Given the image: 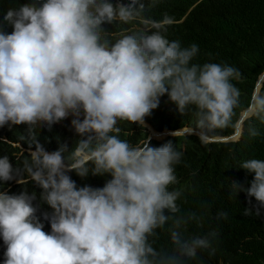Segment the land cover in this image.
<instances>
[{"label":"clouds","instance_id":"9594fccd","mask_svg":"<svg viewBox=\"0 0 264 264\" xmlns=\"http://www.w3.org/2000/svg\"><path fill=\"white\" fill-rule=\"evenodd\" d=\"M155 1L32 0L4 14L0 127L27 124L31 131L73 116L69 129L77 143L52 152L37 139L34 150L12 143L30 154L26 170L43 191L38 198L0 190V264H223L264 242V159L241 165L254 173L251 185L241 178L221 184L218 232L183 230L200 219L177 215L183 190L175 166L183 153L171 141L151 142L192 135L151 139L152 130H169H156L145 117L171 100L180 113L194 112L197 137L209 143V132L232 124L240 96L232 81L240 73L229 64L193 61L200 49L184 19L146 17ZM250 111L264 120V95L254 96ZM118 120L145 128L142 146L113 134ZM234 127L239 138L242 128ZM184 128L194 127L175 130ZM73 171L113 178L102 188L94 181L78 187ZM12 180L21 183L10 157L0 156V183ZM45 204L52 211L41 222ZM168 230L174 251H158L149 237Z\"/></svg>","mask_w":264,"mask_h":264},{"label":"trees","instance_id":"16d2710c","mask_svg":"<svg viewBox=\"0 0 264 264\" xmlns=\"http://www.w3.org/2000/svg\"><path fill=\"white\" fill-rule=\"evenodd\" d=\"M32 0H0V23H4V14L10 8H19ZM146 17L169 18L176 21L184 19L183 25L187 27L190 40L199 45V54L193 61L205 63L229 64L239 70V75L233 83L240 91L238 106L234 109L232 124L225 128H218L209 132L210 137L230 136L234 133L240 114L251 103L256 81L264 71V0H157L145 11ZM104 27V25H103ZM11 25L5 23L6 33L13 31ZM264 95V86L261 90ZM73 116L62 119L51 127L47 123L33 126L29 130L27 124L0 127V156L7 155L17 169V178L21 183L12 180L7 184L0 183V190H7L10 194H19L28 191L34 192L39 198L43 191L26 170V162L31 163L30 154L23 152L12 143H21L24 148L35 149V139L49 152L58 150L62 145H67L71 151L77 139L70 131ZM156 130H175L185 126L199 129L197 117L194 112L182 114L177 105L171 100L160 103L151 115L145 117ZM120 139L126 140L131 146H142L148 138V132L137 122L118 120ZM255 129L259 135H251ZM171 141L183 153L181 162L176 165L175 175L179 186L182 185V198L179 206V216H189L195 213L199 222L190 221L183 230L198 233L204 236L215 230L218 232L223 219H217L214 209L220 186L230 179L246 180L248 185L254 179V173H249L241 168L244 161L252 158L264 159V120L253 116L244 124V133L238 142L231 143H206L197 136H184L167 138L163 141H152L151 146L159 147ZM66 156L70 153H65ZM78 187L85 186L87 181H94V188H102L113 177L111 174L92 175L81 177L74 171L70 173ZM193 176L189 180V177ZM220 199L224 200L223 192ZM39 201V199H37ZM40 202V201H39ZM43 204V201H41ZM222 208H230V203ZM40 205V203H39ZM37 214L41 222L44 213H51L46 204L40 206ZM172 226V224H171ZM171 228V227H170ZM150 242L160 251L168 249L174 251L170 231L157 237L150 236ZM230 242H235L234 238ZM5 247L0 245V256ZM161 250V251H163ZM223 264H264V242L251 245L248 250L230 258Z\"/></svg>","mask_w":264,"mask_h":264},{"label":"water","instance_id":"95a60500","mask_svg":"<svg viewBox=\"0 0 264 264\" xmlns=\"http://www.w3.org/2000/svg\"><path fill=\"white\" fill-rule=\"evenodd\" d=\"M263 86H264V71L259 76L258 80L256 81L255 88H254L252 98H251L250 106L240 114L238 121L236 123V124H239L241 126L242 135L239 138H237L235 135V131H234V133L231 134L230 136H218V137H214V138L209 136L210 138L208 139L207 142H209V143H231V142L239 141L241 139V137L243 136V133H244L245 122L254 116V115H252V113L250 111L251 105L254 103V96L261 95V90H262ZM200 132H201V130H197L195 128H184L181 130H173V131L169 130V131H163L160 133H156L154 130H152L150 137H151V139L154 136L164 137L166 135L167 136L196 135V136L200 137Z\"/></svg>","mask_w":264,"mask_h":264}]
</instances>
